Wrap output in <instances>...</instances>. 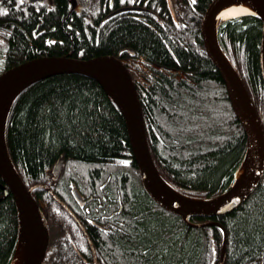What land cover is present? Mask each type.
I'll list each match as a JSON object with an SVG mask.
<instances>
[{"label": "trees", "instance_id": "16d2710c", "mask_svg": "<svg viewBox=\"0 0 264 264\" xmlns=\"http://www.w3.org/2000/svg\"><path fill=\"white\" fill-rule=\"evenodd\" d=\"M23 1L0 0L8 47L0 72L35 57L114 56L132 76L161 178L188 198L213 199L228 191L246 136L201 39V21L214 0H173L176 21L167 0H113V9L134 4L145 12L109 19L108 0H54L46 13L30 6L51 9L47 0L30 6ZM216 35L264 126L261 20L243 15L219 21ZM5 141L25 186H36L32 196L46 218L60 212L69 221L64 204L94 222L103 220V232H88L100 264H264V176L240 206L219 217L186 222L165 211L142 188L124 118L93 77L56 74L27 86L10 107ZM59 158L64 167L53 186L51 170ZM72 189L89 199L85 208ZM209 222L225 232L223 261L222 232L205 226ZM63 227L74 244L86 242L75 224ZM18 228L12 197L0 187V264H10Z\"/></svg>", "mask_w": 264, "mask_h": 264}, {"label": "water", "instance_id": "95a60500", "mask_svg": "<svg viewBox=\"0 0 264 264\" xmlns=\"http://www.w3.org/2000/svg\"><path fill=\"white\" fill-rule=\"evenodd\" d=\"M230 1L233 0L213 1L201 21L202 27L206 26L205 29L202 28L201 30L205 52L224 82L231 108L246 135L247 145L243 161L247 155L250 157L245 183L233 194H226L229 191L228 189V191L223 193L225 196L222 194L224 197L214 199H176L169 196L153 181L155 178L167 187L169 186L158 174L151 158L146 141L142 111L138 104L133 79L128 71L121 66L117 58L102 56L83 64L84 70H80L79 62L68 60L65 57L36 59L0 74V178L5 184V187H3L5 190L4 196L11 195L18 214V223H20V226L22 224L25 225L33 242L35 253L30 258L28 264H42L44 260L47 250V218L32 196V190L36 186L29 188L25 186L8 157L5 140L1 136L2 127H4L7 115L3 118L1 103L11 94H18L26 88L29 82L36 79L40 80L57 73L74 72L91 76L97 80L124 118L130 150L137 164L138 174L146 192L165 211L180 216L183 219L194 216L208 217L210 215H222L225 211L235 206H240L256 189L264 169V126L242 79L218 45L216 29L213 30L212 28L217 14ZM249 1L254 4L258 12V14L253 16L259 18L263 23L259 47V64L261 78L264 82V0ZM100 66H105L104 69L108 70L112 75L115 97H111L108 94L101 82L102 76L97 71ZM55 171L54 166L52 174ZM57 177H52L53 186L57 182ZM40 187L46 189L54 196L51 188ZM179 195L183 196V194ZM63 206L67 209L64 204Z\"/></svg>", "mask_w": 264, "mask_h": 264}, {"label": "bare ground", "instance_id": "6f19581e", "mask_svg": "<svg viewBox=\"0 0 264 264\" xmlns=\"http://www.w3.org/2000/svg\"><path fill=\"white\" fill-rule=\"evenodd\" d=\"M215 1V0H214ZM24 2V1H23ZM167 2H168V7H169V9H170V11H171V14H172V16H173V19H174V21H176V14H175V10H174V6H173V2H172V0H167ZM21 7V6H20ZM17 8L18 7H16V11H17ZM208 8H209V6H208ZM208 8L206 9V11H205V13L207 12V10H208ZM20 9V8H19ZM21 10V9H20ZM19 10V11H20ZM25 10V9H24ZM24 10H22L23 12L22 13H24ZM129 10H135V11H143V12H145L143 9H141V8H139V7H127V8H121V9H118V10H116V11H114V14H119V13H122V12H124V11H129ZM205 13H204V15H205ZM12 14V13H11ZM17 14V13H16ZM256 14H258V12H257V10H256V8H255V6H254V4L252 3V2H250L249 0H233V1H230V2H228L227 4H225L222 8H221V10L219 11V13L217 14V17H216V19H215V23H213V25H212V28H213V30H215L216 28H217V24H218V22L219 21H225V20H228V19H232V18H237V17H240V16H243V15H256ZM13 15H14V13H13ZM24 15V14H23ZM82 15V14H81ZM11 16V15H10ZM18 17H19V15H17ZM26 16H28V15H26ZM13 17V16H12ZM23 17V16H22ZM25 17V16H24ZM17 19H19V18H17ZM0 22H1V24L5 27V23H4V21L2 20V19H0ZM7 26V25H6ZM205 27L206 26H203L202 27V22H201V24H200V32H201V30H202V28H204L205 29ZM2 28V27H1ZM4 29V28H3ZM6 29V28H5ZM2 30V29H1ZM3 31H1V33H2ZM262 32H263V23H262ZM4 33V32H3ZM6 33H8V32H6ZM2 36V35H1ZM3 36H4V34H3ZM262 37V36H261ZM6 38V37H5ZM201 39H202V36H201ZM1 40V39H0ZM4 40V39H3ZM4 41H6V39L4 40ZM218 42V41H217ZM3 43V42H2ZM2 43H0L1 44V46H2ZM5 43V42H4ZM5 45V44H4ZM3 45V49L6 47V49L8 48L7 46H4ZM219 45V44H218ZM220 47V46H219ZM221 49V48H220ZM8 50V49H7ZM4 51V50H3ZM6 51V50H5ZM222 51V50H221ZM6 53V52H5ZM130 53L131 54H133L132 53V51H130ZM223 53V52H222ZM109 56H111V55H109ZM225 56V55H224ZM51 57H65L66 59H68V60H73V61H75V62H79L80 64H79V68H80V70H84V66H83V64H86L87 62H89V61H91V60H95V59H98V58H100V57H102V56H99V57H94V58H91V59H88V60H78V59H73V58H70V57H66V56H45V57H39V58H34V59H28V60H26V61H24V62H22V63H19V64H17V65H15V66H12V67H10V68H8V69H6L5 71H3L2 73H4V72H6V71H8V70H10V69H12V68H15V67H18V66H20V65H22V64H25V63H27V62H29V61H32V60H39V59H47V58H51ZM112 57H114V56H112ZM209 58V57H208ZM119 60V59H118ZM210 60V59H209ZM120 61V60H119ZM82 64V65H81ZM120 64H121V66L124 68V69H126L127 70V68L124 66V64L120 61ZM105 68V66H100L99 67V69L97 70L99 73H100V76H102V78H101V82H102V84L105 86V88H106V90H107V92H108V94L111 96V97H115V87H114V82H113V78H112V75H111V73L108 71V70H106V69H104ZM128 71V70H127ZM2 73H0V74H2ZM65 73H74V72H65ZM129 73V72H128ZM57 74H64V73H57ZM78 74H81V73H78ZM130 74V73H129ZM52 75H56V74H52ZM52 75H49V76H52ZM88 76V75H87ZM131 76V75H130ZM46 77H48V76H46ZM46 77H44V78H46ZM91 77V76H90ZM44 78H42V79H44ZM131 78H132V76H131ZM42 79H40V80H42ZM39 79H36V80H34V81H32V82H29L27 85H26V87L27 86H29V85H31L32 83H35V82H37V81H40ZM25 89V88H24ZM23 89V90H24ZM21 92V91H20ZM19 92V93H20ZM18 93V94H19ZM17 93H13V94H11L10 96H8L7 98H5L4 100H3V102L1 103V108H2V115H3V118L7 115L8 116V113H9V110H10V107H11V105H12V103H13V101H14V99L17 97V95H18ZM137 98H138V96H137ZM254 103V102H253ZM138 104L140 105V103H139V100H138ZM255 105V104H254ZM141 107V106H140ZM256 107V106H255ZM257 109V108H256ZM7 116H6V120H7ZM260 119H261V117H260ZM6 120H5V122H4V127H2V131H1V136L4 138V140H5V125H6ZM4 121V120H3ZM262 121V120H261ZM245 134V133H244ZM246 136V135H245ZM5 145H6V141H5ZM246 145H247V140H246ZM6 150H7V146H6ZM246 153V152H245ZM7 154H8V150H7ZM244 156H245V154H244ZM8 157H9V154H8ZM10 158V157H9ZM11 160V159H10ZM243 161V160H242ZM136 163V162H135ZM242 163V162H241ZM239 164V166H238V168L236 169V171H235V173H234V175H233V181H232V184L230 185V187H229V191L226 193V194H233V193H235L236 191H237V189H239L244 183H245V181H246V179H247V175H248V170H249V163H250V157H249V155H247V157H246V159L243 161V163L242 164ZM137 165V164H136ZM55 169H56V171L52 174V170H51V179H52V177L54 178L55 176H58L57 177V180H58V178H59V176H60V174H61V172H62V170H63V167H64V162H63V159L62 158H59L58 160H57V162L55 163ZM53 166V167H54ZM263 176H264V169H263V171H262V176L260 177V180H259V184H260V182H261V180H262V178H263ZM139 178H140V176H139ZM1 179V178H0ZM22 180V179H21ZM153 181L157 184V186H159L164 192H166L169 196H171V197H173V198H176V199H181V200H186L188 197H186V196H179L178 195V192L177 191H175L171 186H166L165 184H162L161 182H159L157 179H153ZM3 182V181H2ZM23 182V181H22ZM140 183H141V186H142V188L144 189V191H145V193L148 195V193L146 192V190H145V188H144V185H143V183H142V180L140 179ZM258 186V185H257ZM3 187H5V184L3 183V186H2V189H3ZM43 187H47V186H43ZM257 188V187H256ZM4 189H3V194H4ZM255 191V190H254ZM253 191V192H254ZM252 192V193H253ZM251 193V194H252ZM180 194V193H179ZM250 194V195H251ZM224 195V194H223ZM222 194L220 195V196H218V197H216V198H220V197H222L223 196ZM249 195V196H250ZM72 196H73V198H74V200L76 201V203H78L80 206H82V205H84V204H86L87 202H88V200L89 199H84V198H82V196L75 190V189H73L72 190ZM149 196V195H148ZM225 196V195H224ZM223 196V197H224ZM248 196V197H249ZM214 199V198H213ZM157 204V203H156ZM158 205V204H157ZM39 206V205H38ZM159 206V205H158ZM159 207H161V206H159ZM237 206H235V207H233V208H231V209H229V210H227V211H225L224 213H222V215H224V214H226V213H228L229 211H231V210H233L234 208H236ZM40 208V207H39ZM163 209V208H162ZM40 210H41V208H40ZM70 209H68V211H69ZM42 211V210H41ZM42 213L43 214H45L43 211H42ZM18 215V214H17ZM174 215V214H173ZM177 216V215H176ZM212 215H210V216H208V217H200V216H194L195 218H197V219H202V220H208V219H210V218H212L211 217ZM217 216H221V215H217ZM180 217V216H179ZM182 218V217H181ZM190 218V217H189ZM183 219V218H182ZM184 221H186L187 222V220H188V218H186V219H183ZM198 225H201V224H196L195 226H198ZM85 238L87 239V241L89 240V241H91L90 240V238L87 236H85ZM48 242H49V234H48V232H47V244H48ZM16 248H15V251H14V253H13V256H12V259H11V261H10V264H28L27 262H29V260H30V258L34 255V253H35V249H34V247H33V242H32V239H31V237H30V235H29V233H28V231H27V229H26V227H25V225H21L20 226V223H19V228H18V237H17V242H16V246H15ZM32 251V252H31ZM30 253H31V255H30ZM29 256H30V258H29ZM14 257V258H13Z\"/></svg>", "mask_w": 264, "mask_h": 264}, {"label": "flooded vegetation", "instance_id": "af4514ba", "mask_svg": "<svg viewBox=\"0 0 264 264\" xmlns=\"http://www.w3.org/2000/svg\"><path fill=\"white\" fill-rule=\"evenodd\" d=\"M39 1H41V0H27V3L29 4L28 6H30L32 4H35L36 2H39ZM47 1L49 2L51 9L35 8V6H30V7L32 9H34L35 12H39V11H42L45 13L49 12L55 8V3H54V0H47ZM172 2H173V0H172ZM108 3L110 4V8H111V11L109 12V14L110 13H112V14H110V16L106 19H109L110 17H112L114 15V11L117 10V9L112 8L113 7V0H108ZM167 4H168V2H167ZM173 6H175V5L173 4ZM128 7H137V6L134 4H131ZM78 8H80V7H78ZM123 8H125V7H123ZM103 9H104V7H103ZM174 10H175V7H174ZM125 12H129V13L133 14V12H138V11L129 10V11H124L122 13H125ZM3 28H4V26L0 23V39H1L0 43L3 42L2 47L4 45V42H6L3 40L4 39L3 38V34H4L3 32L7 31L6 29H3ZM1 31H3V32L1 33ZM0 46H1V44H0ZM3 50L4 51L1 52L2 54L0 53V56L2 55V58L0 57L1 59L6 58L4 55V54H6L5 52H7L6 47ZM2 72H0V73H2ZM2 186H3V184L0 183V187H2ZM77 205L81 209L85 208V206H86V204L80 206L78 203H77ZM67 214L69 216V221L66 220L64 218L65 215L60 213V212H57V216L55 217V219L47 218L48 234L49 235H50V233H49V229H50V231H53V230L56 231L57 230L58 231L57 236H67L66 235L67 231L63 227V224L68 223V222L75 224L76 227H79L84 238H85V236L86 237L88 236V232H91L92 228H96L97 230L102 229V232L105 230L104 228L106 226L102 223L103 220H101V223L94 222L93 220L86 218V216H84V212L81 210L76 211V212H74V211L72 212L71 210H69V212H67ZM63 218L66 221L59 224L60 223L59 220H62ZM85 225H86V227H85ZM56 228H58V229H56ZM57 236H56V238H57ZM88 237H90V236H88ZM63 238L65 239V237H63ZM85 240H86L85 243L81 242L80 244H78V243L74 244L73 242H65V241L60 242L59 238L50 242V237H49V242L47 244L46 254H45V257H44L42 264H100V262L98 261V259L96 258V255H95V246L91 243V241H89V240L87 241L86 238H85ZM67 246L70 247V250L72 251V253H70V254L66 253L67 250L65 251V248ZM88 251H89V253H88Z\"/></svg>", "mask_w": 264, "mask_h": 264}, {"label": "rangeland", "instance_id": "374dc122", "mask_svg": "<svg viewBox=\"0 0 264 264\" xmlns=\"http://www.w3.org/2000/svg\"><path fill=\"white\" fill-rule=\"evenodd\" d=\"M82 16V18H84L85 17V14H82L81 15ZM204 46V45H203ZM205 50V49H204ZM206 53V52H205ZM207 55V54H206ZM179 195V194H178ZM180 196V195H179ZM215 216H217V215H212L211 217H215ZM219 217V216H218ZM205 218V217H204ZM206 225L205 226H208V225H215L216 227H218L220 230H221V232H222V237H223V241H222V257H220V260H222L223 261V258H224V256H225V253L223 254V252H224V250H225V241H226V235H225V232H224V230H223V228L219 225V223H217V222H209V223H205ZM99 228V227H98ZM56 229H58V228H56ZM100 229V228H99ZM56 232V233H55ZM101 232H102V229H101ZM49 233H50V235H49V237H50V242H52L53 240H56L57 238H59V240H62L63 239V237H65L66 239H64V240H62V241H65V242H72V239H70V238H67L66 236H57L58 235V231L56 230V231H50V229H49ZM56 236H57V238H56ZM56 238V239H55ZM90 238V237H89ZM91 240V239H90ZM62 241H60V242H62ZM17 249V248H16ZM67 250V252L66 253H72V251L70 250V247L69 246H67L66 248H65V251ZM16 252V251H15ZM32 252V251H31ZM30 255H31V253H30ZM14 258V257H13ZM29 258H30V256H29ZM13 260V259H12ZM28 263V262H27Z\"/></svg>", "mask_w": 264, "mask_h": 264}, {"label": "snow or ice", "instance_id": "6c2138e0", "mask_svg": "<svg viewBox=\"0 0 264 264\" xmlns=\"http://www.w3.org/2000/svg\"><path fill=\"white\" fill-rule=\"evenodd\" d=\"M21 2H23V0H21ZM121 2L123 3V2H124V0H121Z\"/></svg>", "mask_w": 264, "mask_h": 264}]
</instances>
